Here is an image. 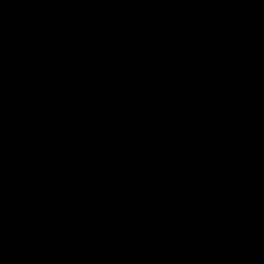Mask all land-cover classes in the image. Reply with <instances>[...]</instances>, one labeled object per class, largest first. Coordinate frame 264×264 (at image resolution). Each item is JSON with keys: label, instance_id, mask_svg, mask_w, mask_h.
<instances>
[{"label": "water", "instance_id": "obj_1", "mask_svg": "<svg viewBox=\"0 0 264 264\" xmlns=\"http://www.w3.org/2000/svg\"><path fill=\"white\" fill-rule=\"evenodd\" d=\"M0 264H264V0H0Z\"/></svg>", "mask_w": 264, "mask_h": 264}]
</instances>
